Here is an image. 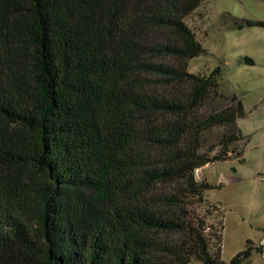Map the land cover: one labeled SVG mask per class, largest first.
<instances>
[{"label":"trees","instance_id":"16d2710c","mask_svg":"<svg viewBox=\"0 0 264 264\" xmlns=\"http://www.w3.org/2000/svg\"><path fill=\"white\" fill-rule=\"evenodd\" d=\"M201 2L0 0V264L248 262L249 241L222 261L195 178L242 162L245 116L219 66L187 70L207 53L185 23Z\"/></svg>","mask_w":264,"mask_h":264},{"label":"rangeland","instance_id":"374dc122","mask_svg":"<svg viewBox=\"0 0 264 264\" xmlns=\"http://www.w3.org/2000/svg\"><path fill=\"white\" fill-rule=\"evenodd\" d=\"M225 13L264 21V0H202L185 23L207 53L190 60L187 70L207 75L219 66L221 92L241 99L245 116L237 125L244 139L237 145L243 150V159L207 164L195 171V178L214 186L204 196L223 220L222 261L228 262L249 241L253 250L246 264H264L260 251L254 249L264 235V27L228 29L229 22L224 25L221 18ZM244 57L251 58L253 65L243 62ZM222 132L218 127L204 133L206 151ZM189 264L203 263L193 260Z\"/></svg>","mask_w":264,"mask_h":264},{"label":"built area","instance_id":"2783aa9c","mask_svg":"<svg viewBox=\"0 0 264 264\" xmlns=\"http://www.w3.org/2000/svg\"><path fill=\"white\" fill-rule=\"evenodd\" d=\"M259 245H261L260 254L264 258V240H262Z\"/></svg>","mask_w":264,"mask_h":264},{"label":"crops","instance_id":"0c3cea01","mask_svg":"<svg viewBox=\"0 0 264 264\" xmlns=\"http://www.w3.org/2000/svg\"><path fill=\"white\" fill-rule=\"evenodd\" d=\"M262 240H264V235L261 237L258 243H260Z\"/></svg>","mask_w":264,"mask_h":264}]
</instances>
